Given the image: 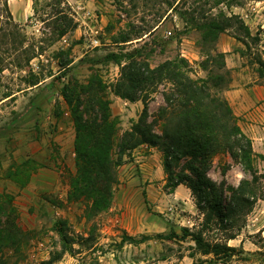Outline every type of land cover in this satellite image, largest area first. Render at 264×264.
Segmentation results:
<instances>
[{
	"label": "rangeland",
	"instance_id": "rangeland-1",
	"mask_svg": "<svg viewBox=\"0 0 264 264\" xmlns=\"http://www.w3.org/2000/svg\"><path fill=\"white\" fill-rule=\"evenodd\" d=\"M3 1L0 2V35L8 28ZM231 1H234L231 6H217L215 0H35L31 19L19 29L26 36L30 55H35L24 68L17 66L16 56L7 53L5 40L0 38L1 69L4 60V70L0 71V195L11 198L9 208L14 211H9L10 216L27 237L19 252L0 247V264H95V259L98 264H192L194 261L209 264L192 248L195 244L190 239H180L183 228L202 229L204 214L196 205V213L189 214L188 209L174 204L172 217L154 218L153 230L131 234L120 221L121 212L107 211L89 221L84 215V205L68 202V178L76 170L75 126L62 90L73 80L88 83L94 77L107 86L115 83L120 68L109 59L112 53L119 56L138 53L140 56L136 59L148 62L152 68L182 57L190 65L192 78H205L206 52L202 34L192 18L216 16L221 11L227 16L235 15L249 27L251 36L235 27L221 36L243 39L244 42L238 40L237 52L244 65L249 66L245 73L253 80L258 78L256 84L263 85L264 79L259 78L255 62L259 57L264 59V0ZM83 7L91 11L97 21L91 22ZM63 17L71 19L77 27L57 40ZM119 33H131L135 40L117 45L113 38ZM95 37L100 40V46L92 45ZM218 44L219 40L213 54L222 53ZM62 52L69 54L61 57ZM62 58L64 62L72 61L71 64L63 68L59 65ZM125 61L123 58V64ZM228 70L231 83L232 72ZM34 77L44 81L31 87L29 83ZM172 87L164 81L155 93L148 94L150 121L158 119L161 108L166 106L165 94ZM228 88L219 94L225 97ZM115 97L109 93L112 114L120 119L121 137L130 130L133 121L138 120L143 102ZM237 121L239 124L238 117ZM162 124L159 119L155 127L158 134H162ZM155 148L163 165L164 153L160 147ZM130 155L125 157V162ZM255 155L254 164L260 177L256 185L259 201L249 214L242 213L236 218L231 232L239 234L237 238H250L264 253L261 232L249 234L264 224V158ZM26 162L29 165L25 167ZM184 164L182 160L174 170L179 172ZM28 173L30 179L22 185ZM162 173L167 180L164 169ZM208 175L217 185L224 183L225 187H237L242 180L252 179L228 154L213 158ZM147 209L150 211L149 206ZM259 213L262 218L257 220ZM59 221L67 222V232L73 240L72 252L60 258L62 242L55 226ZM212 226L205 230L208 240L224 241L229 235L230 230H223L218 224ZM172 233L170 238L158 237ZM124 236L133 237L135 242L123 243ZM143 236L151 239L141 242ZM257 256L251 257L250 262L236 261L235 264H252Z\"/></svg>",
	"mask_w": 264,
	"mask_h": 264
},
{
	"label": "trees",
	"instance_id": "trees-1",
	"mask_svg": "<svg viewBox=\"0 0 264 264\" xmlns=\"http://www.w3.org/2000/svg\"><path fill=\"white\" fill-rule=\"evenodd\" d=\"M8 1L4 0L2 5L7 14L8 28L0 38L5 40L7 53L16 56L17 66L24 68L35 55H30L26 36L19 30L20 25L14 22ZM233 2L215 0V5L231 6ZM192 21L202 34V46L207 57L203 62V69L207 72L205 78H192L190 65L182 57L166 60L152 68L148 62L136 59L140 56L138 53L122 56L112 53L109 59L120 68V76L115 83L107 86L94 77L88 83L73 80L64 86L62 96L71 109L75 126L76 170L68 178L67 200L69 203L84 205V215L89 221L109 211L113 205L116 186L119 184L118 168L125 162V157L142 145L160 147L164 153L166 187L170 191L180 185L188 187L195 198L197 209L204 214L202 229L191 231L183 228L180 239H190L195 244L192 248L196 253L206 258L205 263H246L251 261V254L242 247L230 246L228 242L239 235L231 232L236 226V218L242 213L245 216L249 214L258 200L256 185L260 177L254 164L256 155L252 141L239 126L228 100L219 94L230 83L225 54L213 52L216 51L220 36L231 32L234 27L237 31L245 30L247 36H251V33L243 21H238L235 15L227 16L222 11L216 16L192 18ZM76 27V23L71 19L63 17L57 40ZM133 40L135 39H132L131 33H119L113 38L117 45H125ZM237 40L244 42L241 37H237ZM68 54L69 52H62L60 56L65 57ZM123 58L126 60L124 64ZM64 60L62 58L59 65L66 68L72 61ZM2 62L1 72L4 70V60ZM255 63L259 78L264 79V59L259 57ZM42 81L44 80L34 77L29 84L34 87ZM164 81L173 87L165 94L166 106L161 108L158 119L150 121L148 94L155 93ZM109 93L130 102H143V110L138 120L133 121L130 130L124 132L121 137L120 119L112 114ZM159 119L163 121L162 134L155 131ZM218 154L230 155L252 175V179L242 180L237 187H225L224 183L217 185L208 172L213 158ZM260 157L264 158L262 155ZM182 160H185V164L176 172L174 168L178 167ZM24 165L26 167L29 163ZM13 175L15 174L11 176ZM29 179L28 173V178L22 185ZM10 202L8 195H0V247L19 252L27 237L16 225L15 218L10 216L9 211H14L9 208ZM217 224L223 230L231 232L224 241H212L205 237V230ZM55 226L62 242L58 256L60 258L64 253L72 252L73 240L67 232L66 221H59ZM172 235L174 233L158 237L164 239ZM149 239L151 238L143 236L141 242ZM122 241L135 242V239L124 236ZM257 254L264 256L262 251ZM194 257L193 254L192 258ZM97 262L95 259V264H98ZM192 264L199 262L194 261Z\"/></svg>",
	"mask_w": 264,
	"mask_h": 264
},
{
	"label": "crops",
	"instance_id": "crops-1",
	"mask_svg": "<svg viewBox=\"0 0 264 264\" xmlns=\"http://www.w3.org/2000/svg\"><path fill=\"white\" fill-rule=\"evenodd\" d=\"M8 7L14 22L20 26H24L31 19L34 11L32 0H9ZM218 46L225 54L227 68L232 72V81L224 96L238 117L242 131L251 139L254 152L264 156V83L256 84L258 78L255 77L253 80L250 74L245 73L249 66L244 65L243 58L237 52L239 48L237 39L223 35ZM162 172L163 165L156 148L148 145L134 149L129 160L119 168L118 189L115 190L113 205L109 212H121L120 221L131 234L153 230L156 226L154 218L164 220L172 217L173 214L171 216L169 210L174 204L188 209L189 214L196 213L191 190L180 185L169 191ZM261 218L259 213L256 219ZM257 232L264 236V224L249 234ZM229 245L242 247L247 253H252L251 257L262 251L250 238L246 240L243 237L236 238L230 240ZM257 257L252 264H264V256Z\"/></svg>",
	"mask_w": 264,
	"mask_h": 264
},
{
	"label": "built area",
	"instance_id": "built-area-1",
	"mask_svg": "<svg viewBox=\"0 0 264 264\" xmlns=\"http://www.w3.org/2000/svg\"><path fill=\"white\" fill-rule=\"evenodd\" d=\"M83 8H84V10H86V11H85V14L89 17V19H91V22H93L94 20L97 21L96 17L93 15V13H92L91 11H89L88 9H86V7H83ZM89 28H90V30H91L92 32H94L93 29H92L93 27L91 28V26H89ZM95 33L98 34V31L96 30ZM64 41H65V39H64ZM91 43H92V45L95 46V47L100 46V40H99L97 37L93 38V39L91 40ZM171 210H172V209L170 208L169 212H172ZM177 216L180 218L179 215H177ZM177 219H178V218H177Z\"/></svg>",
	"mask_w": 264,
	"mask_h": 264
}]
</instances>
